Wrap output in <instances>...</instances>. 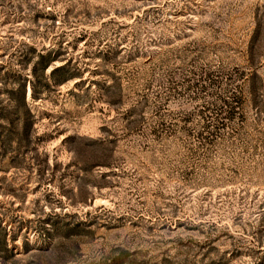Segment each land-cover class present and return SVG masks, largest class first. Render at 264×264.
<instances>
[{
    "label": "rangeland",
    "instance_id": "obj_1",
    "mask_svg": "<svg viewBox=\"0 0 264 264\" xmlns=\"http://www.w3.org/2000/svg\"><path fill=\"white\" fill-rule=\"evenodd\" d=\"M0 264H264V0H0Z\"/></svg>",
    "mask_w": 264,
    "mask_h": 264
},
{
    "label": "trees",
    "instance_id": "obj_2",
    "mask_svg": "<svg viewBox=\"0 0 264 264\" xmlns=\"http://www.w3.org/2000/svg\"><path fill=\"white\" fill-rule=\"evenodd\" d=\"M19 108L22 109L25 113V115L27 116V128H30V126L32 125V115L30 110L27 107L26 101H25V88L22 89L21 91V95L19 96Z\"/></svg>",
    "mask_w": 264,
    "mask_h": 264
}]
</instances>
